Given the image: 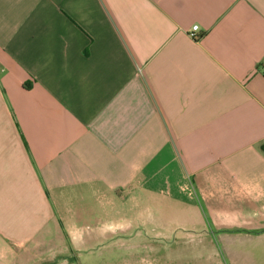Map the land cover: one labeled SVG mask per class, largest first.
I'll return each instance as SVG.
<instances>
[{
  "label": "crops",
  "instance_id": "crops-1",
  "mask_svg": "<svg viewBox=\"0 0 264 264\" xmlns=\"http://www.w3.org/2000/svg\"><path fill=\"white\" fill-rule=\"evenodd\" d=\"M262 240L264 0H0V264Z\"/></svg>",
  "mask_w": 264,
  "mask_h": 264
},
{
  "label": "rangeland",
  "instance_id": "rangeland-1",
  "mask_svg": "<svg viewBox=\"0 0 264 264\" xmlns=\"http://www.w3.org/2000/svg\"><path fill=\"white\" fill-rule=\"evenodd\" d=\"M101 203H104L107 207L106 201L104 199H102L101 202L97 204L94 202H89L88 206L89 208H92V210L99 211ZM108 221L113 222L111 218ZM198 238H200V240H205L203 239V236ZM217 242L219 243V241ZM117 243H118L117 237L115 238L110 237L108 241H105L104 243H100L96 248L97 250L99 249L97 253L99 254V256L103 258V260H105V262H108L109 261L108 258H111L110 255H112L114 251L113 246H115ZM221 244L218 245L219 250L216 252L208 251V250L201 251L200 252L201 257L198 256V252H195V255L197 256V258L195 259H193L192 256L190 255L192 253L194 254V252L186 251L184 254V257L186 258V260H184L185 261L184 264H229L228 261H225L226 259L224 258L225 255L228 254V252L224 253ZM233 248L234 249L231 252V255H233V257L235 258L236 264H264V240L245 246L234 245ZM214 253L216 254L217 263L213 262L214 258L212 256ZM137 257L143 259L141 264H158L157 261L153 260V256H151L149 252H146L144 250L141 251Z\"/></svg>",
  "mask_w": 264,
  "mask_h": 264
},
{
  "label": "built area",
  "instance_id": "built-area-1",
  "mask_svg": "<svg viewBox=\"0 0 264 264\" xmlns=\"http://www.w3.org/2000/svg\"><path fill=\"white\" fill-rule=\"evenodd\" d=\"M192 30H193V33L190 34V36H191L193 39H197V34L195 33V31L198 30V26H194V27L192 28Z\"/></svg>",
  "mask_w": 264,
  "mask_h": 264
}]
</instances>
